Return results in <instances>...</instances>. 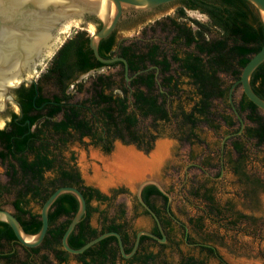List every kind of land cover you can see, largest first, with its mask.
Returning a JSON list of instances; mask_svg holds the SVG:
<instances>
[{"label": "trees", "instance_id": "1", "mask_svg": "<svg viewBox=\"0 0 264 264\" xmlns=\"http://www.w3.org/2000/svg\"><path fill=\"white\" fill-rule=\"evenodd\" d=\"M218 2L221 6L211 10L213 19L209 24L192 20L195 28L175 22L166 27L167 35L174 34V39L173 42L169 41L160 45L164 46L163 49H160L158 45H153L151 48L150 43L139 41L130 43V47L121 48V54L116 56L112 34L102 39L98 45V53L102 58H124L128 63L130 75L139 68L146 69L149 64L146 61L150 60L159 67L160 78L165 77L167 73H172L168 78L189 76L195 79L192 84L175 85L165 84L162 81L158 85L154 81V70L140 74L126 83L124 64L119 61L111 64H102L97 61L89 49V36L85 31L77 32L67 39L51 58L37 83L22 85L16 90L24 117L13 120L6 128L0 130V160L9 162L7 175L14 177L20 170L23 171V175H34L41 173L43 165L49 168L50 149L58 148L56 144L63 143L67 138L74 136L73 134L71 136L68 130L70 125L76 128L75 131L79 132L80 138L84 136L89 139L94 147L102 146L105 153L111 151L113 142L116 140L124 145H136L139 149L148 152L154 140L165 136L168 128L172 130V135H167L168 137L191 146L193 139L200 141L196 131L201 125L212 130L219 129L214 122H222L229 128L236 123L239 125V119L228 102V93L232 84L224 87L221 75L225 74L235 81L239 80L243 67L264 44V27L256 9L248 1L220 0ZM185 17V12L181 10L171 19ZM210 33L212 37L206 40L205 36ZM176 42L180 46L191 47L184 51L183 54L186 56L183 58L173 53L172 44L176 45ZM145 50L148 52L145 53ZM135 52L141 63L131 62ZM168 56L172 62L168 60ZM90 58L95 60L94 64H88ZM172 64L177 66L170 68ZM102 68L119 69L112 75L103 73L94 75L87 91L89 97L77 104L72 102L70 86L74 85L81 90L82 85L77 82L80 75L89 70ZM250 84L253 91L264 100V62L253 72ZM46 87H49L50 94L45 93ZM183 98L185 104L191 105L189 110H185ZM215 100L225 102L232 115L223 116L213 112L212 103ZM234 105L239 116L244 120L245 127L243 133L237 135L240 129L238 126L234 134L225 141L230 142L232 146L230 152L236 155L235 164H233L234 161L229 160L228 157L231 156L229 154L228 160H224L223 164L224 166L232 164L230 170L240 176V180L258 184L257 180L253 181L245 174L244 167L251 159L246 144H250V147L255 149L264 145V113L244 94H241ZM59 116L60 120L56 121ZM227 134L229 132L225 135ZM25 151L29 154L26 155ZM30 154L34 155L33 160H28ZM220 160L221 157L219 163ZM38 167H40L39 171ZM25 185L33 188V181L28 180ZM249 190L245 192L247 196H251L252 190ZM153 194L167 201V198L154 185H148L143 189V200L148 202V197ZM194 196L203 201L204 209L201 211L205 214L204 216L224 221L228 231H233L243 219H248L250 222L255 220L253 217L240 213L233 217L231 206L229 204L219 206L212 193L208 194V191L204 195L194 193ZM144 213L150 215L147 211ZM17 219L30 235L38 233L41 228L39 214L32 215L29 220L18 217ZM113 225L103 230L89 225L84 226L83 230L80 225H77L68 237V244L71 248L78 249L105 232L114 231L120 234L123 225ZM65 231L66 228L52 229L49 214L47 233L41 245L34 250L53 249L51 247L53 239H56L61 247V238ZM138 231L140 230L133 231L132 239L126 236L123 240L125 254L130 253L132 248H127L126 245L131 241L133 246ZM1 233L9 240L15 239L7 223L0 222V235ZM155 233L160 238L157 230ZM149 240L156 242L150 237L141 236L139 246ZM112 243H115V246H111L107 251ZM205 249L211 254L214 252L211 248ZM119 254L117 240L111 236L84 253L76 255V258L80 264H115L116 255L120 256ZM66 255L67 253L62 249L55 251V258L59 263L64 262ZM160 256L161 254L158 253H150L143 264H158ZM120 259L123 260V257ZM42 260L44 264H50L47 255H43ZM218 261L220 264H226L219 255ZM161 264L169 263L163 260ZM178 264H193V259L183 258Z\"/></svg>", "mask_w": 264, "mask_h": 264}, {"label": "rangeland", "instance_id": "2", "mask_svg": "<svg viewBox=\"0 0 264 264\" xmlns=\"http://www.w3.org/2000/svg\"><path fill=\"white\" fill-rule=\"evenodd\" d=\"M173 11L174 8L169 4L162 11L155 12L151 20L160 17L161 14L173 16ZM186 19L185 23L188 25L192 24V20L198 22L204 21L203 16L199 14L188 15ZM68 23L70 27L67 34L61 38L62 41L70 39L80 31H85L89 37L96 31L90 23L77 25L73 20L68 21ZM148 25H151V22H148ZM191 27L195 28V24L193 23ZM141 29L148 30L144 33V36H149V34H155L160 37L161 35L164 36V34L158 32V28L147 29L143 26L142 28L136 27L134 30L141 31ZM120 30L118 34L121 33ZM136 31L133 32L131 29L123 35L126 37L134 35ZM49 63L50 60L45 66H42L41 71L37 76H33V78L39 79ZM116 71H118V68H103L99 73L112 75ZM97 73L90 72L87 75L79 77L78 83L82 85L81 90H78L76 87L69 88L72 101L78 102L89 97L87 91L90 81ZM221 76L224 87L232 84L229 77L226 75ZM48 89L49 87L45 88L46 94L51 93ZM241 94V87L236 85L233 90L234 102L240 99ZM9 101V110L18 112L17 105ZM184 101L183 98L185 110H189L191 105L185 104ZM212 105L213 112L223 116L232 115L225 102L215 100ZM2 119V116H0V128L3 127ZM214 124L218 125V130L209 129L205 125L199 126L196 132L200 141L193 139L191 147L179 142L177 139L168 137L167 135H172L171 128H168L166 129L165 136L154 140L148 152L136 150L133 145H122L121 142L116 140L113 142L109 153H102L99 151V147H94L87 138L83 140L69 138L73 142H67L62 147V151L63 155L66 156L70 152L74 153L75 162L86 184L99 189L104 194H108L112 189L123 188L126 190L123 195L117 197V201L127 206V220L134 231L147 228L150 225V221L130 212V200L142 181L152 179L157 181L164 191L169 192L172 198V212L179 220L189 226V235L192 242L207 240L208 243L216 247L218 255L226 264H264V146L255 149L250 147V144H246L251 154V159L248 160V163L244 167L245 174L253 181L257 180L258 184H251L244 179L240 180V176L235 175L230 170V166L232 165H227L222 176L213 180L219 172L221 143L225 134L229 131L222 122H214ZM75 140L78 141L75 143ZM223 148L225 160H228V158L232 161L236 159V155L230 152L231 147L229 143H227V146H223ZM123 151L128 153L134 152L143 162L141 164L143 170L141 169L140 172L135 173L129 179L120 178L119 170L115 169L111 163V159ZM228 154L231 156L227 158ZM194 163H207V168L204 172L200 171L192 165ZM2 172L0 167V174ZM94 177L106 180L108 185H101ZM202 186L212 189L214 198L219 206L222 207L229 204L233 211L239 212L244 216L253 217L255 220L250 222L248 219H243L236 225L233 231H228L225 228L224 221H219L218 218L214 217L206 218L205 214L201 211L204 206L203 201L195 198L193 193ZM248 189L252 190L251 196H247L245 193ZM92 224L95 228L99 229L94 219L92 220ZM183 258H192L193 264H220L211 255L198 248L188 247L181 242H179L178 247H168L162 256H160L158 264H161L163 260L169 264H178ZM74 260L72 258L69 264H76Z\"/></svg>", "mask_w": 264, "mask_h": 264}, {"label": "flooded vegetation", "instance_id": "3", "mask_svg": "<svg viewBox=\"0 0 264 264\" xmlns=\"http://www.w3.org/2000/svg\"><path fill=\"white\" fill-rule=\"evenodd\" d=\"M218 1L220 0H189V1H184V2H181V1L172 2L170 4L174 8L173 16L169 14H161L160 17L155 18L153 20L151 19L152 17H154V13L157 11L158 12L162 11L169 4L159 6L148 12H131V13L125 14L118 22L115 30L111 33L114 39V49H115L116 56H119L121 54L120 53L121 48L126 47V46L130 47L131 46L129 45L130 43L139 42V41H145V42L150 43L151 48L153 45H158L160 49H163L164 46H160V45L166 44L169 41L173 42V39H174V34L170 36L167 35V30H165L166 27L168 28L169 25L173 24V22L179 23V24L180 23L186 24L185 23L187 20L186 17L188 15H193V14H199L203 16L204 21L201 23L209 24L211 23L213 19V16H212L213 14L211 10H214L221 6L220 2ZM181 10L185 12V15H186L185 18L171 19L175 17ZM148 22H151V25H148ZM89 23L94 26L95 30H98V28L101 27V22L98 19H95ZM143 26L146 27L147 29L158 28V32H160L161 34H164V36L161 35L160 37L155 34H149V36H144L145 35L144 33L147 32L148 30H145V29H141V31L134 30L136 27L142 28ZM121 28L123 29L120 30ZM131 29L133 32L136 31L134 35H130L127 37L123 35L126 33V31H129ZM119 30L121 32L120 34H118ZM211 34L212 33L207 34L205 36L206 40H209L212 37ZM177 43L178 42H176V45H173L174 43L172 44L173 50H174L173 53H177V55L180 58H183L184 56H186L185 54H183L184 51L189 50L191 47L188 48L185 46H180ZM146 52L148 51L145 50V53ZM167 58L170 62H172L169 56ZM138 61L139 63H141L140 59L137 57V52H135L134 55H132L131 62L134 63ZM146 62L147 64L149 63L146 69L139 68L132 75L129 74V66H128L127 76L129 80L126 79V76H125L126 69L124 65V78H125L126 83H129L131 80H134L136 76L143 74V73H148L151 70H154L153 72L154 81L158 85L162 81L165 84L169 83V84H175V85L180 84V83L192 84L195 82V79L190 78L189 76H181L180 78L173 76L172 78H168V76L172 73L170 74L167 73L165 77L160 78L159 67L156 64L151 63L150 60H147ZM94 63H95V60L90 58V60L88 61V64H94ZM175 66H177V64H172L170 68H174ZM102 69L89 70L85 74L84 73L81 74L80 77L87 75L90 72L99 73V71ZM222 75H225V74H222ZM229 78L232 84L236 82L231 77ZM37 80H36V83H37ZM70 87L73 88L74 85H71ZM16 90L12 91L11 95L13 99L16 102H18V104H16L18 108V112H12L9 110L8 108L9 99H7L5 108L2 109V111L0 112V116H2L3 118L2 119L3 127H1L0 130L6 128L8 124L11 123L13 120H19L24 117L22 106L17 99L18 97H17ZM56 96L61 97V95H56ZM82 101H78V102L72 101V102L77 104ZM59 120H60V116L57 117L56 121H59ZM242 123L244 124L243 127H242ZM238 126L240 127V129L236 134L241 135L245 127V122L242 119V117H240L239 119V125L237 124L230 128L227 127L229 129L228 131L229 134L227 135L234 134L233 132L238 128ZM68 130H70L71 136L72 134L74 135L72 137H69L66 135L70 139H73V138L79 139V140L84 139V136L80 138L79 132L75 131L76 128H74L73 126L70 125ZM69 138H67L65 142L63 143L59 142L58 144H56L58 148L50 149L49 156H48V159L50 162L49 168L46 165L45 166L43 165L41 167V173H36L34 175L33 174L23 175V171L20 170L16 176L10 177L7 175L9 162H6V161L3 162L0 160V167L3 171L0 174V209H5V210L10 211L16 218L18 217V218H21L22 220L24 219L29 220L32 215H37V214L40 215V211H41V208L44 202L54 191H56L60 187L70 186V187H74L78 189L86 201V213L77 225H80V227L83 230H84V226H87V225L95 228L92 224L93 219L96 221V224L99 226V230H103L113 224H114L113 226L123 225V228H121V232H120L122 243H123V240L126 239V236H129V238L132 239L131 235L133 234L134 230L129 225V222L127 220L126 215L128 212V208L124 203L122 204V202L117 201V197L120 195H123L126 190L123 188L112 189L109 191L108 194H104L99 189L86 184L84 182L82 173L77 167V164L75 162L74 153L70 152L68 153L67 156L63 155L62 147H64V145H66L67 142H73ZM76 141L78 140H75V143ZM227 143L230 144V142H224L226 146H227ZM224 144L223 146L225 147ZM133 146L136 148V150L144 151V150L139 149L136 145H133ZM188 146L191 147L190 145ZM263 146H260V148ZM230 147L232 148L231 145ZM98 149L102 153H105L103 151L102 146H100ZM223 149L224 148H221L220 150L221 160L219 163V172L216 175V177L213 178V180L220 178L226 167L223 164L225 160V153ZM24 153L26 155L29 154L28 151H25ZM33 159H34V155L30 154L28 156V160H33ZM235 160L236 159L233 160L234 161L233 164H235ZM192 165H194V167H196L197 169L203 172L207 168V163H194ZM39 169L40 167H38V171ZM28 180L33 181V188H30L29 186L25 185L26 181ZM207 191H208V194L212 193L214 197V193L210 187L202 186L199 189H196L193 193L204 195L207 193ZM167 193L169 194V192ZM141 198L143 200L142 193H141ZM171 202H172V199L170 202L168 201V199L167 201H165L162 197L155 195V194L148 197V202L144 201V203L157 216L161 229L166 238L165 242L160 243L159 241L151 238L156 242L149 240V241L144 242L141 246L138 245L135 252L128 258L123 257V260H121L120 259V257H122L121 254H119L120 256L116 255L115 264H143V261L146 259L148 254L158 253V254H161L162 256L163 252L168 247L170 246L178 247L179 242L185 244L188 247L198 248L202 250L203 252L207 253L208 255H211L214 259L218 260V253H217L216 247L208 243L207 240L206 241H196V242L191 241L190 235H189V226L186 225L183 221L179 220L173 214ZM130 207H131L130 212L132 214H135V215L138 214L137 216H140L143 219L144 218L148 219L150 221V225L147 228H142L140 231H148L157 236V234L155 233L157 230L158 234L160 235V238L162 237L157 222L154 220V218L151 215H146L144 213V211H147V210L139 202L136 196V193L133 195L132 199L130 200ZM78 208H79V201L75 195L71 193L61 194L55 200V202L52 204L49 210L52 229H55V230H61L64 228L67 229L71 219L77 212ZM202 209H204V206L202 207ZM237 213L239 212L233 211L231 215H233V217H236ZM110 232H114V231H110ZM61 241H62V238H61ZM134 242H135V239H134ZM111 246H115V243H112L110 247L107 248V251L111 248ZM51 247L55 249V251L59 249L60 250L62 249L63 251H65L62 247V243H61V247H59L56 239H53V243ZM126 247L127 248L131 247L133 249L134 243L132 246V243L130 241L126 245ZM35 248H26L22 246L16 238L9 240L5 235H3V233H1L0 235V260L1 261L0 262H2V264H23V263L24 264H44L42 260V256L47 255L50 261V264H69L72 258L75 259L74 261L76 262V264H80L76 258V255L69 254L66 251L65 252L67 253V255L64 258V262L59 263V261L55 258V251L53 249H42V250L36 251L34 250ZM205 248H211L212 250H214L213 254L208 252Z\"/></svg>", "mask_w": 264, "mask_h": 264}, {"label": "water", "instance_id": "4", "mask_svg": "<svg viewBox=\"0 0 264 264\" xmlns=\"http://www.w3.org/2000/svg\"><path fill=\"white\" fill-rule=\"evenodd\" d=\"M177 1L189 0H0V112L5 108L7 99L18 104L11 95L12 91L22 85L36 84V79L33 76L38 75L42 66H45L63 45L65 41L63 40L61 43L59 41L68 31L70 27L68 21L71 20L77 25H86L95 19L101 22L100 29L94 31L89 37V47L95 59L102 64L122 62L126 69V79L129 80L127 61L122 57L102 58L98 53L99 42L115 30L118 22L125 14L148 12L159 6ZM246 1L256 9L264 27V0ZM103 17L105 18L101 19ZM263 62L264 44L249 59L241 71L239 80L232 84L229 90L228 102L239 119L240 116L233 100V90L236 85H239L242 94L264 113V100L253 91L250 84L253 72ZM29 75L30 77H28ZM230 136L227 135L223 138L221 148ZM148 185H154L169 202L172 198L157 181L152 179L142 181L136 190L139 202L157 222L162 237L159 238L148 231H139L135 237L134 247L129 254H125L121 236L117 232L103 233L78 249L69 246V235L86 213L85 199L78 189L70 186L58 188L44 202L40 211L41 228L38 233L34 235L26 233L18 219L5 209H0V222L10 226L15 238L22 246L26 248L38 247L49 227V210L52 204L61 194L71 193L78 199L79 208L62 236L63 249L69 254L79 255L103 239L113 236L117 240L121 256L128 258L137 249L142 235L153 238L160 243H164L166 240L157 216L141 198L143 189Z\"/></svg>", "mask_w": 264, "mask_h": 264}, {"label": "bare ground", "instance_id": "5", "mask_svg": "<svg viewBox=\"0 0 264 264\" xmlns=\"http://www.w3.org/2000/svg\"><path fill=\"white\" fill-rule=\"evenodd\" d=\"M104 18L105 17H103L101 19H104ZM61 42H62V39L59 41V43H61ZM140 159L141 158H139V156H137L134 152L133 153L132 152L128 153V152H124L123 151V152H119L117 155H115L113 157V159H111V161H112L111 163H112V165H114L115 169L119 170V172H120L119 177L120 178H122V179H127L128 178L129 179V178L133 177L132 175H134L135 173H138V172L141 171V169H142L141 164L143 162ZM94 178H96L97 181L101 185H103V186L108 185L106 180L104 181V180H102L100 178H97V177H94ZM109 184H110V181H109Z\"/></svg>", "mask_w": 264, "mask_h": 264}]
</instances>
